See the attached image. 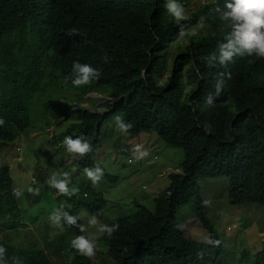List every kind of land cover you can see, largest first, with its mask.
<instances>
[{
    "label": "trees",
    "instance_id": "1",
    "mask_svg": "<svg viewBox=\"0 0 264 264\" xmlns=\"http://www.w3.org/2000/svg\"><path fill=\"white\" fill-rule=\"evenodd\" d=\"M165 2L0 0V118L5 121L0 126V151L32 127L30 105L35 96L45 93L53 80L71 83L72 65L78 61L102 73L91 82L89 93L101 87L107 98L121 99L107 106L132 124L127 133H156L167 146L184 152L181 174L169 176V189L153 199L154 209L137 205L135 212L106 223L119 225L111 238L103 233L95 239L108 246L106 254L81 256L70 247L69 233L54 240L47 231L48 252L37 243L0 244L7 249L6 264H13V257L23 264H56L54 259L63 264H219L224 250L205 216L199 182L225 177L231 205H264V58L235 56L226 66H209V57L219 56L218 43L228 30L190 40L170 66L172 39L198 24L201 12L185 21L165 23ZM69 29L77 34L68 36ZM170 69L160 85L158 78ZM218 80L224 81L219 96ZM209 95L211 106L205 104ZM72 113L68 110L62 117L67 120ZM110 114L101 118L78 111V123L53 137L55 145L63 144L66 136H83L91 143L92 151L80 157L79 170L99 166L93 159L101 148V123ZM104 177H108L105 171ZM13 189L10 169L0 168V222L7 231L23 225ZM70 199L76 212L96 217L106 204L101 194L90 203ZM193 201L209 243L187 238L178 223V210ZM251 264H264V251Z\"/></svg>",
    "mask_w": 264,
    "mask_h": 264
},
{
    "label": "rangeland",
    "instance_id": "2",
    "mask_svg": "<svg viewBox=\"0 0 264 264\" xmlns=\"http://www.w3.org/2000/svg\"><path fill=\"white\" fill-rule=\"evenodd\" d=\"M178 3L185 8L188 19L193 13L201 12L199 23H204L205 27L198 28V35L195 37L191 35V30L199 23L185 32L176 34L169 48L170 66L181 51L186 50L190 40L221 35L229 30L221 21L220 12L216 11L217 7L224 9V0H217L216 3L213 0H178ZM164 22L177 21L168 13ZM183 66H187V63ZM170 74L171 69L159 77V84H165ZM185 79L183 78V81ZM92 85L93 83L77 88L65 80H53L46 87V92L38 94L31 102L30 130L0 151V168L10 169L13 186L23 193L18 198L23 225L20 229L7 231L4 222L1 221L0 244L28 247L32 243H37L48 252L45 240L47 231L49 239L54 240L57 235L65 232L69 233V240L81 234L78 228L66 224L60 227L50 221V214L58 208L79 217L78 223L87 227L84 235L98 238L103 234L98 230L101 224L135 212L137 205L154 209L153 199L169 189L171 183L169 176L180 168L184 159L183 150L167 146L156 133H142L138 136L121 133L116 128L115 117H122L123 114L109 110L107 105L111 103L108 102L106 95H103V88H95L93 93H89ZM190 88L188 87L187 92ZM85 93L89 94L85 96ZM68 110L73 113L65 120L62 113ZM82 110L101 118L106 113H111L110 117L101 123L99 134L101 148L93 159V163L101 166L108 177L103 176L95 187L87 178L85 169L75 174L76 168L70 161V153L66 151V147L55 145L50 138L52 129H55L53 135L57 136L78 123L76 116L78 111ZM137 144L142 145L143 150L148 153L139 160L133 157L131 151ZM129 159L132 160L131 163L128 162ZM171 168L173 174H168ZM64 172L71 178L68 185L70 191L78 190L73 195L77 203H90L95 201L97 194L103 195L106 204L97 216L96 226L88 224L91 215L83 211L76 212L78 210L76 204L70 198L58 195L55 189L48 186L47 180L53 174L63 178ZM29 187L38 188L39 195L29 193ZM229 188V180L225 177L201 180L200 197L203 203L209 202L204 203V213L211 221L224 250V256L219 264H251L254 257L264 251V205H231ZM86 192L88 198H84ZM177 220L187 238L200 243L210 242V235L197 217L194 201L178 210ZM96 246V252L99 254H106L109 250L107 245ZM54 262L63 264L61 260L54 259Z\"/></svg>",
    "mask_w": 264,
    "mask_h": 264
},
{
    "label": "clouds",
    "instance_id": "3",
    "mask_svg": "<svg viewBox=\"0 0 264 264\" xmlns=\"http://www.w3.org/2000/svg\"><path fill=\"white\" fill-rule=\"evenodd\" d=\"M213 2L216 3L217 0H213ZM164 6L175 21L179 22L188 19L185 8L182 4L178 3V0H166ZM216 11L220 12L221 21L229 31L225 35L224 41L218 43L219 56L217 57L213 54L209 57V66H213L217 63L221 66H226L229 62L233 61L235 56L255 55L257 58H264V0H224V9L221 10L217 7ZM204 27V23H199L197 27L191 30V35L193 37L197 36V29ZM74 34H77L76 31L74 29H69L67 35L71 37ZM103 60L108 62L107 55L103 57ZM101 75V71L93 68L91 65L74 61L69 79H71V84L74 87L79 88L85 85H90L94 79L99 80ZM223 83V80H218L215 85V94L217 96H219L222 91ZM205 104L207 106L213 104L212 95L207 97ZM4 123V119L0 118V126H3ZM115 124L116 128L121 133H127L132 128V124L124 122L123 118L120 116L115 117ZM62 143L63 144H60V146L64 145L66 151L70 153L69 155H73V158L78 159L74 165L75 168L78 167L79 169V164L81 163L79 159L92 151L91 143L83 136H77L75 139L71 136H66ZM131 151L136 160L142 159L148 155L147 151L143 150L142 145L139 144H137ZM130 162H132V160ZM78 171L80 172L81 170ZM85 174L91 181L93 187H95L103 178L104 170L99 166H96L95 168H85ZM62 176L63 178H59L57 174H53L47 180V184L49 187L55 189L58 195L71 198L78 190L72 189L70 191L68 185L71 178L67 172L62 173ZM33 182H35V179ZM28 192L34 195H39L40 190L38 188L29 187ZM13 195L20 198L23 193L19 188H15L13 189ZM84 198H88L86 193L84 194ZM204 203L207 204L209 202L205 201ZM49 219L57 226L62 227L63 224H66L69 227L79 229L81 234L76 235L70 242V247L78 254L87 258H91L96 254V238L94 236L84 235V233L87 232V227L82 223H78V216L70 215L62 208H58L50 214ZM88 224L90 226H96L98 224L97 217L92 216L89 219ZM118 228V224H113L111 226L101 224L98 230L101 233H106L108 237L111 238L112 234L117 231ZM215 243L218 244L219 241H216ZM6 253L7 249L4 246H0V264H6ZM12 262L13 264H23V261L19 257H13Z\"/></svg>",
    "mask_w": 264,
    "mask_h": 264
},
{
    "label": "crops",
    "instance_id": "4",
    "mask_svg": "<svg viewBox=\"0 0 264 264\" xmlns=\"http://www.w3.org/2000/svg\"><path fill=\"white\" fill-rule=\"evenodd\" d=\"M52 128V127H51ZM54 131H55V129H52V131H51V136H50V138L52 139L53 138V134H54ZM71 158V160L70 159H68V160H70L71 161V163L74 165V164H76L75 163V160L76 161H78V159H75V158H73L72 156H70ZM75 166V165H74ZM79 169H78V167L76 168V171H75V174H77L79 171H78ZM168 174H173V171H172V168L171 169H169L168 170ZM174 174H176V175H180L181 174V171L179 170V169H177V172L176 173H174Z\"/></svg>",
    "mask_w": 264,
    "mask_h": 264
},
{
    "label": "water",
    "instance_id": "5",
    "mask_svg": "<svg viewBox=\"0 0 264 264\" xmlns=\"http://www.w3.org/2000/svg\"><path fill=\"white\" fill-rule=\"evenodd\" d=\"M128 100H130V96H128ZM120 101H121V99L114 100V99L108 98V102H110L113 105L116 104V103H118V102H120ZM112 111H114V108L112 109ZM98 126H99V124L97 125V130H98Z\"/></svg>",
    "mask_w": 264,
    "mask_h": 264
},
{
    "label": "built area",
    "instance_id": "6",
    "mask_svg": "<svg viewBox=\"0 0 264 264\" xmlns=\"http://www.w3.org/2000/svg\"><path fill=\"white\" fill-rule=\"evenodd\" d=\"M130 161H131V160H129V163H131Z\"/></svg>",
    "mask_w": 264,
    "mask_h": 264
}]
</instances>
